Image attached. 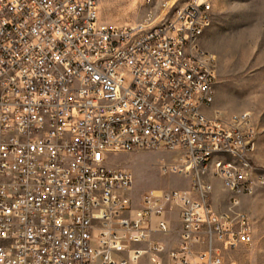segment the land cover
I'll list each match as a JSON object with an SVG mask.
<instances>
[{
    "label": "built area",
    "instance_id": "obj_1",
    "mask_svg": "<svg viewBox=\"0 0 264 264\" xmlns=\"http://www.w3.org/2000/svg\"><path fill=\"white\" fill-rule=\"evenodd\" d=\"M168 14L109 26L100 0H0V264H224L252 244L241 200L264 192V172L250 115L206 113L211 0ZM141 151L176 155L155 167L190 188L150 191L136 207L134 174L112 160Z\"/></svg>",
    "mask_w": 264,
    "mask_h": 264
},
{
    "label": "rangeland",
    "instance_id": "obj_2",
    "mask_svg": "<svg viewBox=\"0 0 264 264\" xmlns=\"http://www.w3.org/2000/svg\"><path fill=\"white\" fill-rule=\"evenodd\" d=\"M191 0H100L101 21L109 26L143 24L153 12V25L166 14L183 8ZM169 2L171 10H162ZM214 22L203 39L204 48L216 59L215 102L213 116L249 114L256 132V147L251 158L264 172V0H211ZM176 155L161 152L117 153L113 168L130 170L135 177L134 205L143 195L155 190H187L190 181L179 175H162L155 167L161 159L172 163ZM214 189L213 205L225 211L230 196L223 188ZM215 187V185H214ZM216 191V192H215ZM241 210L252 223V244L223 254L224 264H264V192L244 196ZM172 235L166 240L178 242L179 218L173 216ZM140 264H150L143 260ZM164 264H171L166 261Z\"/></svg>",
    "mask_w": 264,
    "mask_h": 264
},
{
    "label": "crops",
    "instance_id": "obj_3",
    "mask_svg": "<svg viewBox=\"0 0 264 264\" xmlns=\"http://www.w3.org/2000/svg\"><path fill=\"white\" fill-rule=\"evenodd\" d=\"M206 113L208 115H210V116H213L214 115V114H212L211 110H207ZM214 185H215V190L217 191L220 188V182L214 181ZM139 205H140V200H139V204L136 205V207H139ZM177 216H178V214H177ZM178 218H179V222H180V217L178 216ZM180 233H181V222H180V227H179V231H178V234H179L178 235V242H179V239H180ZM178 242L177 243H174L173 241H171L170 242V247L171 248L176 247L178 245ZM196 249H199V247H196Z\"/></svg>",
    "mask_w": 264,
    "mask_h": 264
}]
</instances>
